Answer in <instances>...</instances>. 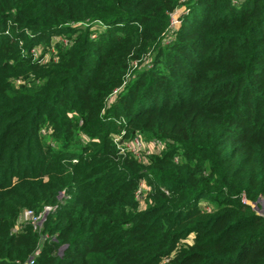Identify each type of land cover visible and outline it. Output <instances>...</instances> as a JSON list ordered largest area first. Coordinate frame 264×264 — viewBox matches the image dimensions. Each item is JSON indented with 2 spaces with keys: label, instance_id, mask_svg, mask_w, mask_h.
Here are the masks:
<instances>
[{
  "label": "trees",
  "instance_id": "16d2710c",
  "mask_svg": "<svg viewBox=\"0 0 264 264\" xmlns=\"http://www.w3.org/2000/svg\"><path fill=\"white\" fill-rule=\"evenodd\" d=\"M261 197L264 0H0V264H264Z\"/></svg>",
  "mask_w": 264,
  "mask_h": 264
},
{
  "label": "built area",
  "instance_id": "2783aa9c",
  "mask_svg": "<svg viewBox=\"0 0 264 264\" xmlns=\"http://www.w3.org/2000/svg\"><path fill=\"white\" fill-rule=\"evenodd\" d=\"M184 1V0H182ZM185 9L182 11L184 12ZM181 12V13H182ZM175 11L172 12L171 14V28L173 25V21L176 20L173 18V14ZM180 16V15H179ZM177 16V18L179 17ZM177 22L180 24V19L178 18ZM179 26V25H178ZM178 26L176 28H178ZM174 27V26H173ZM172 29H175L172 28ZM66 42L65 40H63ZM34 55L36 56L38 54V51L35 49L32 50ZM116 142H119V145H121L122 141L119 138H115ZM162 148V143L159 140H151V141H143L141 140L138 136L133 137V139L125 141L123 145L120 146L121 152L128 151L138 159H141L143 156L150 155L152 153H156V151H159ZM144 150V153L138 152L139 150ZM56 206L53 205H46L42 208V210L38 213H35L32 209H23L19 216H18V221L16 225L14 226V231L15 227H17L20 222L24 224H29L33 227V229L39 231L43 225V222L46 218V216L55 210ZM39 253V248L35 251L34 255H32L28 259V263L31 264L33 263L34 256H36Z\"/></svg>",
  "mask_w": 264,
  "mask_h": 264
},
{
  "label": "rangeland",
  "instance_id": "374dc122",
  "mask_svg": "<svg viewBox=\"0 0 264 264\" xmlns=\"http://www.w3.org/2000/svg\"><path fill=\"white\" fill-rule=\"evenodd\" d=\"M185 9V6H181V7H179V8H177L176 10H175V13L173 14V18L174 19H176V20H174L173 21V25H172V28H176L178 25H179V23L177 22V20H178V18H177V16H179L180 14H181V12L183 11ZM174 26V27H173ZM49 58V53L47 52V53H45V55L43 56V58H42V62H46L47 61V59ZM126 141H128V140H126ZM138 152H142V153H144V150H139ZM158 151H156V153H157ZM253 205V207H254V209L258 212V213H264V198L263 197H261V198H259V199H257V201L254 203V204H252ZM24 223H22V222H20V224H18L17 225V227H15V230H21L23 227H24ZM184 242H186V243H190L191 242V238L190 237H188V239H186Z\"/></svg>",
  "mask_w": 264,
  "mask_h": 264
}]
</instances>
